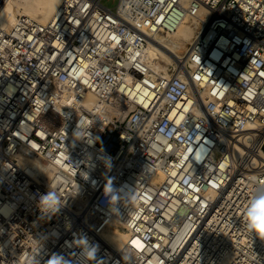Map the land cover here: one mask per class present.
Masks as SVG:
<instances>
[{"label":"built area","instance_id":"1","mask_svg":"<svg viewBox=\"0 0 264 264\" xmlns=\"http://www.w3.org/2000/svg\"><path fill=\"white\" fill-rule=\"evenodd\" d=\"M186 17L202 22L186 62L155 71L148 42ZM66 90L76 106L116 94L122 116L66 115ZM48 191L65 203L50 219ZM261 195L264 0H61L47 23L0 19V264H85L77 238L87 264H264L246 217Z\"/></svg>","mask_w":264,"mask_h":264},{"label":"bare ground","instance_id":"2","mask_svg":"<svg viewBox=\"0 0 264 264\" xmlns=\"http://www.w3.org/2000/svg\"><path fill=\"white\" fill-rule=\"evenodd\" d=\"M61 0H9L4 5L0 14V19L4 27L12 25L16 17L19 15L31 17L40 23H47L53 17L56 9L58 8ZM202 28V22L197 18L186 17L173 33L156 35L153 40L148 42L144 52V59L146 63L155 71H160L167 74L168 66L170 64L180 65L186 62L185 56L181 55V51H187L189 45L198 36ZM183 54V53H182ZM160 60L165 62L163 66ZM66 95L61 103L60 111L66 115L70 112H81L80 107L93 115L88 122L100 121L103 113L108 114L109 118L114 115L116 110H119L118 100L119 96L113 94L110 102L103 101L101 98L93 93L87 92L81 94L82 99L76 106L73 102L74 94L66 90ZM65 107V108H62ZM103 108V110H102ZM102 110V111H101ZM118 116H122L121 112H115ZM216 213L208 219L213 222ZM234 214H228L225 224L233 220ZM107 243L113 244L118 249L121 241L125 239V233L113 228H109L105 234Z\"/></svg>","mask_w":264,"mask_h":264},{"label":"clouds","instance_id":"3","mask_svg":"<svg viewBox=\"0 0 264 264\" xmlns=\"http://www.w3.org/2000/svg\"><path fill=\"white\" fill-rule=\"evenodd\" d=\"M80 129L74 132V136L79 133ZM110 190L105 193L110 197V203L114 206L117 202V196L113 194L111 185H106ZM113 197L116 198V202L113 203ZM65 203L61 202V199L54 191H48L47 194L41 195L38 201V207L40 209L41 217L48 218L55 216L59 213L60 209ZM247 227L251 230H256L260 233H264V195L259 197L254 196L250 205L246 211ZM264 239V236L261 237ZM73 247L79 248L80 256L85 261V264L89 260H94L96 248L90 245L86 238H77L73 241ZM32 264H39V259L34 258ZM47 264H70V260L65 257L53 254L48 260Z\"/></svg>","mask_w":264,"mask_h":264},{"label":"rangeland","instance_id":"4","mask_svg":"<svg viewBox=\"0 0 264 264\" xmlns=\"http://www.w3.org/2000/svg\"><path fill=\"white\" fill-rule=\"evenodd\" d=\"M103 3L105 4V6L109 7L110 9H114V8L116 7V5H117V0H109V1H107V0H103ZM182 53H183V54H182ZM181 55H182V56L185 55V51H184V50L181 51ZM160 63H161L163 66L166 65V63L163 62V61H161V60H160ZM170 65H174V64H170ZM167 66H169V64L166 65V67H167Z\"/></svg>","mask_w":264,"mask_h":264}]
</instances>
